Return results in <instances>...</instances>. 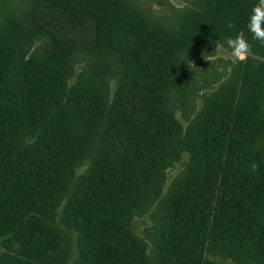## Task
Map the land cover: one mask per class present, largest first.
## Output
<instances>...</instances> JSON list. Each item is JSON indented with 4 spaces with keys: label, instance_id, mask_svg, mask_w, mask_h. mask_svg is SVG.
<instances>
[{
    "label": "trees",
    "instance_id": "trees-1",
    "mask_svg": "<svg viewBox=\"0 0 264 264\" xmlns=\"http://www.w3.org/2000/svg\"><path fill=\"white\" fill-rule=\"evenodd\" d=\"M209 3L180 32L163 33L126 0H38L26 21L0 22V251L19 244L15 252L37 264H64L65 256L77 264L80 239L85 264H148L126 230L131 208L159 198L166 159L187 149L189 177L166 204L162 264H211L202 253L208 241L236 243L233 258V251L264 256V149L256 158L251 145L264 137V44L247 29L258 0ZM35 27L58 41L63 31L121 41L129 72L115 102L108 106L92 88L71 89L58 56L26 58ZM213 27L242 33L259 60L240 63L238 98L216 99L186 133L165 104L180 78L172 50L208 39ZM98 129L101 157L77 177L83 131ZM72 188L60 221L57 209Z\"/></svg>",
    "mask_w": 264,
    "mask_h": 264
},
{
    "label": "rangeland",
    "instance_id": "rangeland-1",
    "mask_svg": "<svg viewBox=\"0 0 264 264\" xmlns=\"http://www.w3.org/2000/svg\"><path fill=\"white\" fill-rule=\"evenodd\" d=\"M37 1L0 0V22L6 24L9 21H17V19L26 21L31 16ZM126 1L130 6L137 8L144 19L161 28L163 33L180 32L179 28L184 22L190 21L191 17L201 19L202 14L211 7L209 0ZM18 14L21 16H17ZM213 29V35L208 39L199 41L194 39L193 43L186 48L177 47L172 50L174 57L171 61L175 64L174 68L177 67L176 73L180 74V78L173 77L175 85L172 84L168 88L170 92L165 96V104L167 112L178 121L182 131H186V133H188L191 124L197 121L199 116L206 112L216 99L226 96L238 98L244 71V68L241 69L240 63L243 64L249 58L259 60L256 55L253 56L255 50L252 45L250 53L244 61L234 59L226 40L229 37L235 38V36L227 35L225 32L217 34V28L213 27ZM28 31L29 35L24 51L26 58L36 56L48 59L50 56H58L60 64L67 74L71 89L75 86L84 91L90 90V88L95 89L108 106L115 102L117 96L119 97L124 77L129 72L127 52L123 49L124 45L121 41H119V46H113L109 41L93 35L89 37L82 33L66 31L61 33L58 41L40 27L31 28ZM93 37L97 39L96 43ZM259 61L264 63V60ZM57 121L63 129L64 119L59 118ZM48 132H50L49 126ZM83 134L86 135L87 140L82 142L85 154L79 162L77 177L87 175L92 168L95 169V164L101 157L102 130L98 129L94 134L84 130ZM251 145L252 149H256L253 150V156L257 158L261 149H264V137L255 136ZM190 158H192L191 152L187 149L179 156L168 157L165 161L164 180L159 198L153 202H143L131 208L126 230L130 239L143 253L148 264L165 262L163 233L166 227V206L168 199L175 192V186L180 185L185 177H189ZM253 165L255 166V164ZM72 193L75 194L74 188L69 191L70 195L63 197L60 207L57 209L60 221L66 218L67 213L69 214ZM79 240L73 256L77 260V264H85L86 259L82 253L86 251V243ZM55 244L57 245V240ZM15 245L18 248L19 244ZM226 246L227 248H221L222 245H219L217 241H208L202 250L205 260L211 264H264V256L259 259L247 258L233 251L235 255L239 256L238 259L233 258L230 256V251L234 246ZM16 248L0 251V264H37L36 259L32 256L29 258L26 253L15 252ZM64 254L61 249L58 251L57 257L62 258ZM68 254L67 252V257ZM61 261L64 264H70L66 256Z\"/></svg>",
    "mask_w": 264,
    "mask_h": 264
},
{
    "label": "clouds",
    "instance_id": "clouds-1",
    "mask_svg": "<svg viewBox=\"0 0 264 264\" xmlns=\"http://www.w3.org/2000/svg\"><path fill=\"white\" fill-rule=\"evenodd\" d=\"M262 24H264V0H258L248 17L247 29L252 34V39L264 44V27ZM226 44L231 49V56L236 60L244 61L250 53V45L242 33H238L235 38H227Z\"/></svg>",
    "mask_w": 264,
    "mask_h": 264
}]
</instances>
